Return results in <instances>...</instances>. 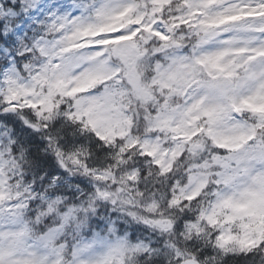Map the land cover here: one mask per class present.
Returning <instances> with one entry per match:
<instances>
[{"label": "snow or ice", "instance_id": "1", "mask_svg": "<svg viewBox=\"0 0 264 264\" xmlns=\"http://www.w3.org/2000/svg\"><path fill=\"white\" fill-rule=\"evenodd\" d=\"M0 264H264V0H0Z\"/></svg>", "mask_w": 264, "mask_h": 264}]
</instances>
